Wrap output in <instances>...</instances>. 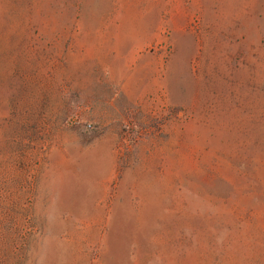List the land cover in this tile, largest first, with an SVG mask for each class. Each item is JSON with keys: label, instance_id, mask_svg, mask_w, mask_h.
Returning <instances> with one entry per match:
<instances>
[{"label": "rangeland", "instance_id": "1", "mask_svg": "<svg viewBox=\"0 0 264 264\" xmlns=\"http://www.w3.org/2000/svg\"><path fill=\"white\" fill-rule=\"evenodd\" d=\"M0 264H264V0H0Z\"/></svg>", "mask_w": 264, "mask_h": 264}]
</instances>
